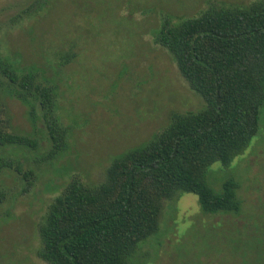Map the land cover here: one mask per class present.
Returning <instances> with one entry per match:
<instances>
[{"label": "rangeland", "instance_id": "374dc122", "mask_svg": "<svg viewBox=\"0 0 264 264\" xmlns=\"http://www.w3.org/2000/svg\"><path fill=\"white\" fill-rule=\"evenodd\" d=\"M254 1L0 0V53L57 88L56 115L71 131L68 152L53 164L41 162L31 187L6 170L0 173V264H48L37 254V228L70 175L103 183L112 157L149 140L173 113L205 105L153 40L162 14L194 17L212 3ZM0 96L12 130L27 135L37 128L43 156L50 146L43 118L33 124L25 105ZM259 125L243 155L228 167L214 164L206 174L217 192L224 181L241 180V215L204 214L193 193L168 200L159 234L140 246L132 264H236L239 255L230 256L234 243L255 246L264 238L256 219H250L253 234H246L248 219L264 211V107ZM8 158L24 162L4 156L2 165Z\"/></svg>", "mask_w": 264, "mask_h": 264}, {"label": "trees", "instance_id": "16d2710c", "mask_svg": "<svg viewBox=\"0 0 264 264\" xmlns=\"http://www.w3.org/2000/svg\"><path fill=\"white\" fill-rule=\"evenodd\" d=\"M162 15L153 40L170 54L205 105L173 113L149 140L112 157L103 183L70 175L37 228V254L48 264H132L140 246L159 234L164 203L184 193L198 196L204 214L242 213L241 180L228 179L217 192L206 174L216 163L230 166L259 132L264 107V0L212 3L194 17ZM0 78V91L25 105L33 124L44 120L50 146L40 157L39 131L34 128L26 135L12 130L0 96V173L6 170L29 188L41 162L53 164L68 152L71 131L56 115L57 88L48 79H35L34 70L24 72L1 53ZM4 156L24 162L12 164L8 158L2 165ZM250 219L264 226V211L248 219V237L254 232ZM234 244L230 256L239 255L236 264H264V238L255 246Z\"/></svg>", "mask_w": 264, "mask_h": 264}]
</instances>
